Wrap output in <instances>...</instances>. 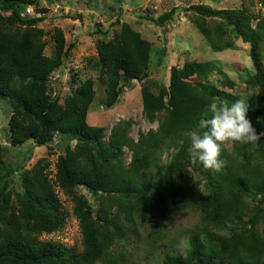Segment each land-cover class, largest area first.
Returning <instances> with one entry per match:
<instances>
[{"label":"trees","instance_id":"trees-1","mask_svg":"<svg viewBox=\"0 0 264 264\" xmlns=\"http://www.w3.org/2000/svg\"><path fill=\"white\" fill-rule=\"evenodd\" d=\"M32 4L34 0L0 1V96L10 105V141L21 145L32 140L43 146L58 134L74 146L66 144L58 156L53 180L45 172L48 164L38 161L21 172L23 191L17 192L9 187L7 178L13 171L4 166L0 145V264H118L110 251L127 239L138 218L166 221L186 210L199 213L187 251L165 256L162 264H264V228L260 227L264 223V137L254 148L232 143L230 152L222 145L218 159L225 163L220 171L192 164L188 156L189 133L206 105L213 98L229 104L237 100L223 90L222 84L232 87L229 79L218 86L208 81L213 71L221 77L226 74L212 61H185L181 67H170L166 88L153 91L143 83L152 45L122 23L113 38L96 42L92 66L104 72L100 83L107 88V106L134 80L142 83L143 115L158 125L134 140L129 136L131 121H119L105 144V129L87 123L95 97L93 79L81 81L62 103L51 96L50 74L63 65L70 47L56 28L51 35L53 52L44 54V33L37 27L43 17H21ZM174 11L149 20L162 26ZM187 11L213 52L233 47L236 40L249 46L254 73L246 84L257 93L248 103L247 118L257 133L264 131V17L256 19L245 8L222 10L201 4ZM156 54L160 64L165 49ZM123 148L131 152L126 167ZM164 149L175 152L162 165ZM188 169L197 175L186 177ZM55 186L73 202L72 214L81 231L82 250L77 254L39 239L64 223ZM78 187L97 198L96 210ZM228 224L227 234H221Z\"/></svg>","mask_w":264,"mask_h":264},{"label":"rangeland","instance_id":"rangeland-1","mask_svg":"<svg viewBox=\"0 0 264 264\" xmlns=\"http://www.w3.org/2000/svg\"><path fill=\"white\" fill-rule=\"evenodd\" d=\"M196 4L222 10L245 8L256 19L264 17V0H34L32 5L36 16L43 17L37 27L44 33V54L50 56L53 52L51 35L56 28L62 30L66 46L70 47L63 65L50 74L51 96L58 97L62 103L72 88L91 78L95 82V97L87 112V123L105 129V144H109L111 128L119 121H131L129 136L134 140L138 139L139 133L155 131L158 121L149 122L142 112V83L134 80L123 89L114 104L107 106V88L100 83L105 80L104 72L92 66L96 57V42L113 38L120 25L125 23L152 45L150 67L143 83L153 91L158 87L168 86L170 67H181L185 61H212L227 78L213 71L209 75V83L218 86L221 81L225 83L229 79L232 87L222 84L223 90L235 99L246 97L249 103L257 93V89L246 84V79L254 73L249 46L236 40L233 47L213 52L189 19L191 12L187 10ZM171 9L175 10L172 18L162 26L149 20V17L158 18ZM160 48L165 49V55L162 62L157 64L156 51ZM10 112L7 99L0 96V145L4 150V166H9L13 171L7 178L9 187L22 192V171L32 168L38 161L47 163L45 172L53 180L58 156L63 153L66 144L73 147L74 142L67 143L58 134H54L47 145L37 146L32 140L12 145L8 129ZM223 146L232 151V143H224ZM174 152V149L169 152L162 150L160 164H166L169 154ZM121 159L126 167L130 162L131 152L123 148ZM196 175L193 169H188L185 173L186 177ZM77 191L86 198L93 211L97 209V198L89 190L78 187ZM55 193L61 202L63 226L50 234H41L39 239L62 245L72 254H77L82 250L81 231L78 220L72 214L73 202L57 186ZM198 221L199 213L195 210H186L166 221L138 218L131 224L127 239L115 244L110 256L117 258L118 264H162V259L167 255L186 253L188 239L195 231ZM229 225L219 232L226 235ZM260 227L264 228V223Z\"/></svg>","mask_w":264,"mask_h":264},{"label":"clouds","instance_id":"clouds-1","mask_svg":"<svg viewBox=\"0 0 264 264\" xmlns=\"http://www.w3.org/2000/svg\"><path fill=\"white\" fill-rule=\"evenodd\" d=\"M248 99L240 97L229 104L213 98L197 121V127L189 133L187 149L192 164L204 169L220 171L224 160L218 159L224 143L251 145L253 148L264 137V131L257 133L247 118Z\"/></svg>","mask_w":264,"mask_h":264},{"label":"built area","instance_id":"built-area-1","mask_svg":"<svg viewBox=\"0 0 264 264\" xmlns=\"http://www.w3.org/2000/svg\"><path fill=\"white\" fill-rule=\"evenodd\" d=\"M21 17H36V13L34 12V6L33 5H27L24 9V11L21 13Z\"/></svg>","mask_w":264,"mask_h":264}]
</instances>
